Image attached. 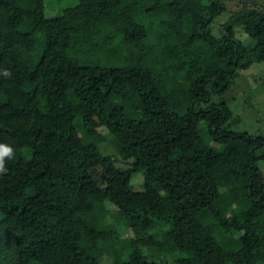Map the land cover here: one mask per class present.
<instances>
[{
  "label": "trees",
  "instance_id": "1",
  "mask_svg": "<svg viewBox=\"0 0 264 264\" xmlns=\"http://www.w3.org/2000/svg\"><path fill=\"white\" fill-rule=\"evenodd\" d=\"M229 1L205 0L204 15L174 0H74L48 16L45 0H0V146L12 149L0 264H162L147 245L175 264H264V135L232 130L228 102L210 103L264 61V8L239 11L249 47L232 20L213 34ZM107 134L126 167L100 148Z\"/></svg>",
  "mask_w": 264,
  "mask_h": 264
},
{
  "label": "rangeland",
  "instance_id": "2",
  "mask_svg": "<svg viewBox=\"0 0 264 264\" xmlns=\"http://www.w3.org/2000/svg\"><path fill=\"white\" fill-rule=\"evenodd\" d=\"M182 6L201 11L204 15H209L211 9L207 6L205 0H174ZM74 0H45L48 16H59L63 10L73 5ZM258 6L264 8V0H232L226 3V10L219 15L211 24L213 34L220 37L223 26L226 22L232 20L237 30V38L243 41L247 46L254 47L255 39L251 38L252 27L243 25V18L239 11L244 7ZM193 73V72H192ZM199 73V71H197ZM202 73V72H201ZM227 101L234 113V119L231 129L237 132H246L252 136L264 135V61L255 63L247 70L238 71L233 78L230 88L223 94L213 93L210 103ZM210 103H201L199 107H207ZM233 145H239L235 143ZM106 154L117 159L120 166L127 165L130 160V153L125 149L122 143L114 137L107 134V140L100 147ZM218 146L213 145L211 153L217 151ZM260 168L264 174V161H261ZM220 184L225 183L224 177L219 179ZM135 189H142L143 178L137 176L134 181ZM242 205V203H240ZM104 218L110 222L116 223L123 238H131L132 230L125 224L123 213L114 205L107 204L102 210ZM172 224L158 225L148 232L152 235L160 234L169 230ZM144 252L153 260L162 262V264H175L174 257L157 251L155 246H145ZM114 259L107 255L104 256L99 264H113Z\"/></svg>",
  "mask_w": 264,
  "mask_h": 264
},
{
  "label": "clouds",
  "instance_id": "3",
  "mask_svg": "<svg viewBox=\"0 0 264 264\" xmlns=\"http://www.w3.org/2000/svg\"><path fill=\"white\" fill-rule=\"evenodd\" d=\"M12 155V149L4 146H0V174H3L6 172V166H5V158L11 157Z\"/></svg>",
  "mask_w": 264,
  "mask_h": 264
},
{
  "label": "water",
  "instance_id": "4",
  "mask_svg": "<svg viewBox=\"0 0 264 264\" xmlns=\"http://www.w3.org/2000/svg\"><path fill=\"white\" fill-rule=\"evenodd\" d=\"M209 20H210V18H209Z\"/></svg>",
  "mask_w": 264,
  "mask_h": 264
}]
</instances>
